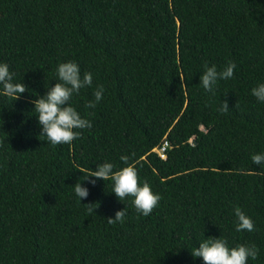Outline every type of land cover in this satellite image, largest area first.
Masks as SVG:
<instances>
[{"label": "trees", "instance_id": "trees-1", "mask_svg": "<svg viewBox=\"0 0 264 264\" xmlns=\"http://www.w3.org/2000/svg\"><path fill=\"white\" fill-rule=\"evenodd\" d=\"M67 60L93 74L71 100L92 127L51 145L32 101ZM0 61L26 85L0 96V264H204L191 250L209 236L255 244L247 264H264V170L251 161L264 152V103L251 94L264 81V0H0ZM229 61L233 77L205 91V65ZM121 154L160 194L147 216L109 180L83 181L81 203L74 194ZM237 207L252 231H236Z\"/></svg>", "mask_w": 264, "mask_h": 264}, {"label": "clouds", "instance_id": "clouds-1", "mask_svg": "<svg viewBox=\"0 0 264 264\" xmlns=\"http://www.w3.org/2000/svg\"><path fill=\"white\" fill-rule=\"evenodd\" d=\"M236 64L229 61L223 68L218 69L215 64L205 65L201 72L199 83L205 91H213L219 80H227L234 75ZM56 80L54 84L46 87L43 95H38L32 101L36 119L40 127V136H43L51 145L71 144L81 135L79 130L92 127V121L81 115L78 109L71 103L74 94L81 89L93 84V74L89 71H81L80 65L75 60L61 61L55 68ZM26 91L24 82L15 79V72L9 64L0 61V96L18 99L21 93ZM103 85H97L94 89V99L88 100L85 107L95 109L97 103L103 97ZM251 94L258 102L264 103V81L258 82L251 88ZM227 101H221L220 111L228 110ZM159 148L156 149V151ZM122 167L117 168L111 161L105 160L98 163L95 169H91L83 180H78L73 185L75 196L81 203L82 199L89 196V188L83 184L88 181L96 183V179L109 180L111 192L120 201L131 198V204L136 211L144 216L151 213L160 200V194L153 191L149 182L142 180L138 175V169L130 163L128 154H121ZM251 161L259 165L260 171L264 170V152L251 154ZM258 171V172H260ZM88 205V212H95L94 204ZM236 231L254 229V223L250 216L237 207L234 209ZM126 215V207L115 212V217H108L107 222H123ZM258 247L255 244H237L229 246L227 240L221 236H209L201 239L197 246L191 250L193 257L202 258L204 264H247L249 258H256Z\"/></svg>", "mask_w": 264, "mask_h": 264}, {"label": "built area", "instance_id": "built-area-1", "mask_svg": "<svg viewBox=\"0 0 264 264\" xmlns=\"http://www.w3.org/2000/svg\"><path fill=\"white\" fill-rule=\"evenodd\" d=\"M168 146H169V142L164 141V143L161 145V147H159V149L157 150V152L159 153V155L162 158L166 157V151H167Z\"/></svg>", "mask_w": 264, "mask_h": 264}]
</instances>
